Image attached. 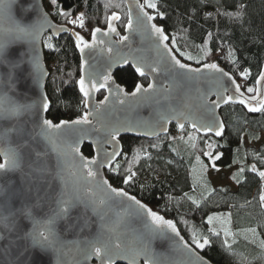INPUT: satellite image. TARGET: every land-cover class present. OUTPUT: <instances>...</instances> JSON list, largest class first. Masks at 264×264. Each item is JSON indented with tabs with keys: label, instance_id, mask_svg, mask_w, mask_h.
<instances>
[{
	"label": "trees",
	"instance_id": "obj_1",
	"mask_svg": "<svg viewBox=\"0 0 264 264\" xmlns=\"http://www.w3.org/2000/svg\"><path fill=\"white\" fill-rule=\"evenodd\" d=\"M156 2L166 17L163 21L158 18L156 23L166 26V34L175 38L171 47L201 59L200 67L221 56L216 58V63L231 73L243 85V90L256 86L264 65V0ZM240 4L244 5L243 10ZM44 6L56 23L75 29L88 40L96 27H107V18L111 15H121L118 28L122 34L128 20L126 6L120 0H57L55 5L52 0H44ZM61 11L70 12L71 19L83 13L85 28L67 23L59 14ZM148 11L155 15V11ZM46 42L53 48L47 47ZM44 54L50 72L46 86L50 101L47 118L54 123L82 118L86 109L78 88L81 59L73 38L64 35L55 41L47 36ZM187 62L197 66L193 61ZM125 68L130 70L120 69L114 77L128 92L135 89L134 85H148V79L139 77L130 66ZM242 72L249 75L243 77ZM104 96L105 92H101L98 98ZM221 116L225 132L219 139L201 136L188 126L180 130L175 125L167 136L155 140L121 137L122 156L105 174L114 187L124 189L153 211L173 220L189 243L193 231L207 238L209 243L198 251L211 262L264 264L261 245L264 203L259 200L264 180L258 175L264 171V113L253 114L242 106L227 105L221 110ZM191 134L195 136L192 142L188 140ZM209 145L213 155L221 157L215 161L216 167L232 170L230 180L236 187L234 190L215 187L209 179L207 171L212 163L205 155ZM82 151L87 157L94 156L93 147L88 144ZM253 166L256 172L252 171ZM129 168L136 176L126 184L122 181ZM195 170L202 173L198 179L194 177ZM219 211L231 214L232 228L237 232L229 245L207 223L209 215Z\"/></svg>",
	"mask_w": 264,
	"mask_h": 264
},
{
	"label": "water",
	"instance_id": "obj_2",
	"mask_svg": "<svg viewBox=\"0 0 264 264\" xmlns=\"http://www.w3.org/2000/svg\"><path fill=\"white\" fill-rule=\"evenodd\" d=\"M120 1L124 2L127 13L131 10L134 27L132 31H129L125 26L124 34H122L118 28L121 21L119 14H115L120 19L114 21L113 26L116 27L119 36L130 37V46L129 42L121 43L119 36L115 33L105 36L103 33L109 31L107 24V27L101 29V33L98 34V39L105 42L103 45L98 44L95 49H87L84 54H81L77 48L81 59V77L93 70L104 72L108 64L118 58L114 53L106 51L108 46L119 48L123 54H128L130 49L132 52V55L129 56L130 63L118 65L111 70L112 80L128 94L126 104L119 105L112 97H109V103L103 105L105 97L108 96L107 89H101L99 92L93 91L88 104V109L93 113H96V105H103L101 112L90 116L96 128H100L102 124L107 126L126 122L134 129L119 133L116 150L121 155L112 158V165L122 156L123 147L120 138L123 136L155 140L167 136L173 125L179 129V122H184L185 127L188 126L191 130L196 131L191 126L192 122L199 123L210 117H214L215 122L223 125L224 134L225 123L221 116V110L227 105H241L221 102L209 113L201 106L202 101L196 91L199 88L201 92L208 93L210 89L214 88L206 80L191 84L182 82V85L172 92L170 99L165 100L163 96H158L149 103H138L137 99L131 96L135 89L128 92L116 81L114 74L120 69L130 66L135 71V64L131 61L144 58L147 62H155L157 59L154 39L147 35L142 37L136 30L135 18L138 10L135 7V0ZM7 4L8 0H3L0 3V44L5 45L7 56L6 60L0 62V102L6 99V102L0 105V151L19 150L24 146L26 151L21 155L25 160H29L36 151L48 150L49 163L53 171L52 174L46 175L42 179H34L30 175L26 179L28 169L24 165H22V170L0 172V236H3V239H0V264H101V259L95 255L85 259V250H90L88 242L109 243L110 245L113 242H119L122 248L136 245L139 242V237L146 230L145 225L151 222L131 212L125 198L115 197L114 194L103 190L100 183L103 180L108 181L112 187L114 186L106 177L105 171L111 168L108 167L109 162L104 157V152L111 153L113 146L103 144L98 151L97 145L94 143L96 138L104 139L102 132L91 131V138L80 142V154L86 159L97 160V164L92 166L94 170L98 169L96 178L85 180L83 175L86 173V169L78 172L77 176H72L70 175L72 169L69 168L64 171L63 179L55 175V172L59 171L56 169V152L51 150V146L43 137L37 136L40 131L39 125L44 119H48V110H44L43 104L46 102L50 105L46 91L50 72L45 60L44 40L49 35L55 41L64 35H70L69 33L56 32L57 28L66 27L70 31H77L69 26L56 23L46 10L44 0H17L11 7V17L13 18L11 20L7 18L9 14L6 8ZM13 20L25 26L41 29L39 37L33 40L31 37L19 35L15 30ZM88 41L91 43V38ZM86 58L89 60L88 68L83 67V61ZM37 63L39 68L36 67ZM211 63L216 62L212 61ZM12 65L17 66L13 67ZM224 71L226 70L224 69ZM262 72H264V65ZM136 74L139 76L138 73ZM229 75L235 79L236 83L240 84L231 73ZM154 77L158 88L169 84L172 79L171 74L166 72L148 74L141 78L148 79L149 85L153 82ZM138 85H142L144 88L148 87V85ZM224 85L229 89L228 94H232L233 85L227 77L224 78ZM255 87L260 88L261 85L256 83ZM241 89L243 90L242 86ZM101 92H105V96L99 99L98 95ZM245 94L249 95L246 92ZM215 99V95H209V100ZM27 105L34 107L28 109ZM169 107L184 111L187 120L181 117L178 121L173 115L171 121L165 124L164 130L153 127L152 124L158 119V114L161 111H166ZM15 109H19V111L15 112ZM72 121L74 120L68 121L69 125ZM61 122L53 123L60 124ZM78 127L87 129L92 126L81 125ZM196 132L201 136H212L217 139L222 137H217L214 133L205 134L202 129ZM62 139L66 143H73L75 136L71 132L65 131ZM85 144L93 147V157L84 155L82 149ZM0 159V163H3L2 155H0ZM67 159L71 162L70 154ZM28 184H31V190H28ZM116 189L125 191L120 188ZM89 197L106 201V204L101 206L104 214L103 220L92 211L91 207L86 208L85 203L80 202L87 201ZM68 198L73 200V206L65 216L57 218L56 213L60 209L61 200ZM141 203L145 204L143 201ZM147 207L149 206L147 205ZM29 212L31 215L28 214ZM164 218L167 219L165 216ZM50 220L54 221L51 228L57 238V243L52 247H41L37 243L39 232L45 231L49 227ZM113 227L116 230L110 231L109 229ZM181 236L184 238L182 234ZM184 240L187 241L185 238ZM152 250L155 253L154 259L161 264H186L188 260L185 252L174 248L172 242L167 239L153 240ZM197 253L205 261V264H215L198 249ZM116 264H127V261L118 259ZM139 264H145L143 258L139 260Z\"/></svg>",
	"mask_w": 264,
	"mask_h": 264
},
{
	"label": "snow or ice",
	"instance_id": "obj_3",
	"mask_svg": "<svg viewBox=\"0 0 264 264\" xmlns=\"http://www.w3.org/2000/svg\"><path fill=\"white\" fill-rule=\"evenodd\" d=\"M3 0H0L2 3ZM17 2V0H8L6 6L8 11V19H13L11 17V7ZM57 0H52V4H56ZM135 7L138 10V14L135 18V23L137 25V31L142 37L145 35L152 37L154 39L155 51L157 53V59L155 62H147L144 58L136 59L131 61L135 64V72L141 77H146L148 74H156L161 72H166L171 74V81L169 84L163 85L161 88L157 87L155 82V77L152 83L148 85L147 88H144L142 85H134L135 91L132 92V98H136L137 102L149 103L151 100L155 99L158 96H163L165 100L171 98L172 92L182 85V82L186 83H199L201 81H207L209 84L213 85L214 88L210 89L208 93H203L199 88L196 91L199 93V98L202 101L201 106L204 107L209 113L218 107L221 102L224 104H239L247 109L251 113H264V72L259 74V79L256 81L257 84H260V88L247 87L246 90H242L240 84L236 83L235 79L229 75L228 72L224 71L223 68H220L216 63H203L199 58H195L189 54H186L184 51H181L179 48L170 47V44H175V38L170 36L167 33L166 26H158V18L163 21L166 19L164 14L159 10V5L156 0H143L141 3L140 0H135ZM240 9L243 10L244 5H239ZM148 10L155 11V15L149 13ZM62 15L67 23L78 26L80 29L85 28V16L83 13H80L75 19H71L70 12L61 11L59 13ZM128 20L126 23V28L129 31L133 30L134 20L131 10L127 13ZM108 19V29L109 31L103 33L105 36L115 33L119 36L116 27L113 26V22L120 19L118 15H112ZM15 24L16 32L21 36L31 37L33 40L37 39L40 35L41 29L25 26L18 21L13 20ZM56 32L69 33L74 39L75 47L79 49L81 54H84L87 49H95L98 44L103 45L105 42L98 39V34L101 33V29L96 27L91 31V43L82 36L79 32L70 31L66 27L55 29ZM119 41L129 42L130 46V37L119 36ZM46 46L53 48V45L46 42ZM108 53H114L118 58L112 60L104 72L98 71H89L78 80L79 93L82 94L83 104L85 109H88L89 99L93 91L99 92L101 89L108 90V96L105 97L103 105L109 103V97H112L119 105H124L127 102L128 94L120 88L119 85L115 84V81L112 80L111 70L113 67H116L121 64L130 63L129 56L132 55L131 49L128 54H123L120 52L119 48H114L111 46L106 47ZM7 59L5 45L0 44V62ZM185 61V62H182ZM143 61V62H142ZM187 61H193L197 66L192 67ZM16 67L17 65H12ZM39 68V64L36 65ZM83 67H89V60L86 58L83 61ZM128 68H122L121 71H129ZM243 77H247L248 72H242ZM227 77L228 81L233 85L231 92L228 94L229 89L224 85V78ZM251 94L246 95L245 94ZM209 95H215V100H209ZM6 102V99L3 102H0V105H3ZM157 102H159L157 100ZM103 105H96V113L101 112ZM28 109H32L33 105H27ZM45 111L48 110V103L43 104ZM15 112H18L19 109H15ZM90 109L84 112V115L81 119L72 121L69 125L68 121H63L60 124H54L53 121L44 119L39 125L40 131L37 133V136L43 137L48 144L51 146V150L56 152V169L59 171L55 172V175L60 176L63 179V173L67 169H72L70 175L77 176L78 172L83 169H86V173L83 175V178L87 180L88 178H96L98 176V169L94 170L93 165L97 164L96 159H86L81 155L80 142L89 139L90 132H102L104 134V139L96 138L94 143L97 145L98 151L102 148L103 144H109L113 146V151L108 153L104 152L105 160L108 161V167L112 168L111 163L113 157L120 156L121 153L116 150V141L119 139V133L121 131H133L134 129L128 123H118L115 125H101L100 128H96L93 125V121L90 119V116L95 115ZM175 116L178 121L183 117L187 120V115L184 111L174 109L169 107L166 111H161L158 114V119L153 122V127H159L161 130L165 129V124L171 121L172 116ZM92 126L90 128H81L78 126ZM192 128L196 131L201 129L207 133H214L215 136L219 137L223 135V125L215 122L214 117H210L208 120H202L199 123L192 122ZM178 127L180 130H183L185 127L184 122H179ZM65 131L71 132L75 136L73 143H66L62 139L63 133ZM212 146L209 145V148ZM25 147H21L19 150H6L0 151V155L3 156L4 162L0 163V172H7L9 170L15 171L17 169L22 170V165H24L28 172L27 176H31L34 179H42L46 175L52 174V169L49 163V151H36L35 155L32 156L29 160L21 155L25 152ZM71 155V162L67 159L68 155ZM205 155L213 161L212 167H216L215 160H219L221 157L219 155L213 157L212 152H205ZM116 168H119V165H116ZM253 172H256L255 166L252 168ZM259 177L264 180V171L258 173ZM136 176V173L128 169V174L123 178V183H131ZM103 186V190L114 194L115 197L125 198L129 203V209L136 216H142L146 221L150 220V224L145 225L144 234L139 237V242L136 245L124 246L122 248L121 243L113 242L111 245L109 243L99 244L98 242H88L89 249L85 250V259L89 258L92 255L101 259V264H116L118 259L127 261V264H139L141 258L144 259L145 264H161L154 259L155 253L152 250V242L155 239H167L172 242L174 248L180 249L185 252L188 256L186 264H205V261L198 255L197 249H203L208 243L207 238H202L197 235L195 231L191 234V242H187L180 234V230L177 227V224L173 220L165 219L164 216L159 215L157 212L153 211L150 207H147L146 204L141 203L139 199L135 196H130L127 192L123 190H118L108 184V181L103 180L100 182ZM28 190H31V184H28ZM259 200L261 203H264V194L260 195ZM85 203V207H91L92 211L101 217V220L104 219V214L102 210V205L106 204L104 199H95L89 197L87 201H80ZM61 206L59 211L56 213L57 218L65 216L70 208L73 206V200L71 198L62 199ZM193 204H196V201L193 200ZM31 215V213H28ZM214 217L209 216L207 219L208 224H212ZM53 220L49 221V227L45 231L39 232V240L37 243L41 246L52 247L57 243V238L52 231L51 224ZM110 231H115V227L109 229ZM219 235V233H214ZM227 235V233H226ZM0 239H3V236H0ZM227 243V241H225ZM261 245L264 246V241H261Z\"/></svg>",
	"mask_w": 264,
	"mask_h": 264
},
{
	"label": "rangeland",
	"instance_id": "obj_4",
	"mask_svg": "<svg viewBox=\"0 0 264 264\" xmlns=\"http://www.w3.org/2000/svg\"><path fill=\"white\" fill-rule=\"evenodd\" d=\"M76 17L77 16H74L73 19H75ZM217 57H221V56H217ZM217 57L212 58L211 61H209V62L210 63L212 61L216 62V58ZM47 66H48V69H49V64H47ZM241 86H243V85H241ZM194 138H195V136L193 134H191V135H189L188 140L190 142H192ZM261 143H262V141L259 142V144H261ZM246 144L247 145H253V144H250L249 142H246ZM208 151H211L212 155H213V149L212 148H208ZM213 157H215V156L213 155ZM197 161L200 162V159L197 158ZM210 161L213 164V161L212 160H210ZM199 171L200 170L193 171L194 177L196 179H198L202 175V173L199 172ZM231 172H232V170H226V169H222V168H219V167H212L211 169H209L207 171V175H208L209 179L212 181V183H213V185L215 187H220V188L230 187L231 189L234 190L236 187L230 180ZM260 194L261 195L264 194V186H263V189L261 190ZM209 216L214 217L212 224H210L212 230L215 233H219V235L222 236L225 241H227V243H225V244H227V245L231 244L232 240L234 239V237L237 234V232H235L234 229L229 224V218L230 217H229L228 212L219 211V212H216V213H212ZM226 233H227V235H226Z\"/></svg>",
	"mask_w": 264,
	"mask_h": 264
},
{
	"label": "crops",
	"instance_id": "obj_5",
	"mask_svg": "<svg viewBox=\"0 0 264 264\" xmlns=\"http://www.w3.org/2000/svg\"><path fill=\"white\" fill-rule=\"evenodd\" d=\"M229 214V224H230V226L232 227L233 225H232V217H231V214L230 213H228Z\"/></svg>",
	"mask_w": 264,
	"mask_h": 264
}]
</instances>
